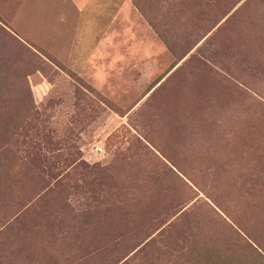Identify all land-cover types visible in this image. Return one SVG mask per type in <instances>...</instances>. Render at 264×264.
I'll use <instances>...</instances> for the list:
<instances>
[{"label":"rangeland","instance_id":"374dc122","mask_svg":"<svg viewBox=\"0 0 264 264\" xmlns=\"http://www.w3.org/2000/svg\"><path fill=\"white\" fill-rule=\"evenodd\" d=\"M261 5L0 0L43 61L8 46L32 107L0 115V264H253L232 229L255 233L244 209H264V70L236 28L251 43Z\"/></svg>","mask_w":264,"mask_h":264},{"label":"trees","instance_id":"16d2710c","mask_svg":"<svg viewBox=\"0 0 264 264\" xmlns=\"http://www.w3.org/2000/svg\"><path fill=\"white\" fill-rule=\"evenodd\" d=\"M207 1L210 4H215V5L224 2V0H207ZM256 1L262 3V5H261V9L254 8L251 10V21H250L251 43H250V39L245 38V32H244V28H242L243 27L242 25L240 26L238 25V28H236V31H237V37L239 38L241 50H244L246 47L251 46V61H253V64H254L252 69L255 70L254 72L259 73V71L264 70V64H263L264 63V0H256ZM194 6L195 4H192V7ZM220 15H223V13L222 14L220 13ZM231 21L232 20L227 18V20H225L224 23L225 25H228ZM155 28H156V25H155ZM160 34L163 37V40L166 39V37H164V33H162L161 30H160ZM212 36L210 37L211 40H213ZM243 41H248V43H244ZM164 42L173 51V53L176 52L173 49L175 45L173 42H170L168 39H166ZM186 42L187 41H185V43ZM210 43L211 42L209 39L207 43L203 44V46L199 47V49L197 50V51L201 50V52H203L202 49H206V48L208 49L206 67H209V65H211L208 61H211L212 60L211 58L216 57L218 54L217 48L211 49L212 46L209 48L207 47V45H209ZM187 44H188V47L182 50L180 57H183L184 55H186L189 52V50L192 48L194 43L188 42ZM8 46L9 47L12 46V48L20 51L21 54L26 55L27 57L32 56L33 58H36L35 60L36 63L39 62L40 64V62L42 61L41 59H39L40 57L38 53L31 50L24 43L19 41L12 33H10L5 28L0 26V115L4 114L6 116H10L9 113H12V111L14 110V103H17V104L19 103L18 108L19 106L24 105V109L26 112H29L32 107V105L30 104L32 102L31 91H30V88L27 82V77L30 74L29 68H27L28 65L23 62V58H22L20 61H18L20 65L14 70H12V62L9 59ZM204 66H205V63H204ZM34 69L40 70V65H36ZM13 78L16 79L17 84L19 83L22 84L20 88L18 87V90H15L12 88ZM4 149L8 150V147H5ZM163 157H166V156L163 155ZM166 158L169 160L172 166H174L177 170L180 171L176 163V160L174 161L173 159H169V157H166ZM170 172L174 173L173 171H171V168H170ZM255 205L258 208L257 212L253 211V214H252L251 208L248 207L247 205L244 211L247 212L246 216H247L248 221L251 223V220H252V223L257 228V231L255 233H252L250 230L246 231L240 228L241 232H243L245 237L244 235H241L235 229L234 230L232 229V231L236 235V245L243 252L246 253V257H248L249 262H251V259H252L253 264H264V237L261 233L263 232V228L260 225H258L260 224L259 222L260 219L264 216V211H263L264 209L258 203H256ZM256 222H257V225H256ZM170 228H171V231L174 230L175 232H178L179 230H183V228H179V227H176V225H171V224H170ZM190 228L191 227H188V229ZM163 233H161V235ZM161 235L159 234V236ZM210 241H211L210 236H202L198 242L200 249L202 250L206 243L215 245V241H211V242ZM211 256L212 255H209L208 257L209 259L203 264H216V258L211 257ZM240 261H241L240 258L234 257V259H232L231 262H227L226 264H231L233 262L238 263Z\"/></svg>","mask_w":264,"mask_h":264}]
</instances>
